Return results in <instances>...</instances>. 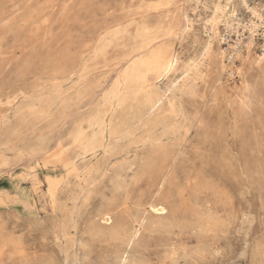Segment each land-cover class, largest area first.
<instances>
[{
    "label": "rangeland",
    "instance_id": "rangeland-1",
    "mask_svg": "<svg viewBox=\"0 0 264 264\" xmlns=\"http://www.w3.org/2000/svg\"><path fill=\"white\" fill-rule=\"evenodd\" d=\"M0 264H264V0H0Z\"/></svg>",
    "mask_w": 264,
    "mask_h": 264
},
{
    "label": "bare ground",
    "instance_id": "bare-ground-1",
    "mask_svg": "<svg viewBox=\"0 0 264 264\" xmlns=\"http://www.w3.org/2000/svg\"><path fill=\"white\" fill-rule=\"evenodd\" d=\"M241 37V36H240ZM172 66H173V60L172 59H169L168 57H166V56H164L163 54H161V53H156V54H154L152 57H151V59H150V61L148 62V67H149V69H151V70H153V71H156V72H160V71H162V72H165V74L166 73H168L171 69H172ZM164 74V73H163ZM167 76V75H166ZM159 91V90H158ZM117 102V101H116ZM169 103V102H168ZM92 120V119H91ZM98 120V119H97ZM160 120V119H159ZM162 122V121H161ZM165 122V121H164ZM171 122V121H170ZM206 131V130H205ZM77 135V134H76ZM80 137V136H79ZM108 138V137H107ZM98 144V143H97ZM155 145V144H154ZM140 151H142V150H140ZM103 153V152H102ZM111 164V163H110ZM113 164V163H112ZM124 167V166H123ZM73 168V167H72ZM132 168V167H131ZM122 170V169H121ZM136 171V170H135ZM115 186V185H114ZM124 186H125V184H124ZM118 188V187H117ZM115 189V188H114ZM113 189V190H114ZM57 191V190H56ZM115 191L117 192V190L115 189ZM119 193V192H118ZM52 198V200H53V202H54V199H53V196L51 197ZM108 203V202H107ZM153 211V210H152ZM155 211V210H154ZM163 211H165V210H163ZM122 213V212H121ZM154 213V212H153ZM165 213V212H164ZM121 216V215H120ZM125 219V218H124ZM110 220V219H109ZM123 220V219H122ZM95 221V220H94ZM102 222V221H101ZM129 222V221H128ZM128 222H126L127 224H128ZM103 223V222H102ZM110 223V222H109ZM135 223V222H134ZM142 223V222H141ZM107 225H108V223H106ZM131 224V223H130ZM112 226V225H111ZM119 226V225H118ZM130 226H132V225H130ZM126 227V226H125ZM124 227V228H125ZM139 227V226H138ZM106 228V227H105ZM94 229V228H93ZM126 229H127V227H126ZM133 229H134V227H133ZM143 229V228H142ZM113 230V229H112ZM116 230H118V229H116ZM88 232H90V230L88 231ZM107 231H105V233H106ZM112 232V231H111ZM123 232V231H122ZM137 233V232H136ZM102 235V234H101ZM141 236V235H140ZM92 237V236H91ZM90 237V238H91ZM100 237H102V236H100ZM93 238V237H92ZM103 238V237H102ZM98 240V239H97ZM84 242V241H83ZM80 244V243H79ZM142 245V244H141ZM115 248H117L116 247V245H115ZM118 249V248H117ZM120 249V248H119ZM118 249V250H119ZM116 250V249H115ZM118 250H117V252H118ZM123 251V250H122ZM127 251H129L128 249H127ZM116 252V251H115ZM114 253V252H113ZM119 254V253H118ZM117 254V255H118ZM114 255H115V253H114ZM120 256V255H119ZM114 259H115V257H114ZM123 263H124V260H123Z\"/></svg>",
    "mask_w": 264,
    "mask_h": 264
}]
</instances>
